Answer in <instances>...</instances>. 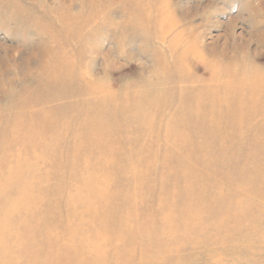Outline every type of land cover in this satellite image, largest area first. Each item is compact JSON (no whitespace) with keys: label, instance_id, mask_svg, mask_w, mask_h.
I'll use <instances>...</instances> for the list:
<instances>
[{"label":"bare ground","instance_id":"6f19581e","mask_svg":"<svg viewBox=\"0 0 264 264\" xmlns=\"http://www.w3.org/2000/svg\"><path fill=\"white\" fill-rule=\"evenodd\" d=\"M93 7L88 15L67 11L59 17L58 34L63 35L65 42L44 51L50 61L42 67L45 77L38 88L41 95L29 96L21 105L22 117H9L6 125L0 127V264H141L148 255L161 250L158 242L176 240L197 230L198 221L208 211L203 191L193 192L190 186L180 190L176 198L165 193L156 196V208H147L136 200L149 189L144 183L147 170L126 176L124 166L130 170L138 165L140 154L148 147L145 135L152 133L156 125L165 141L178 134L177 150L193 151L189 139L179 134L185 126L199 129L200 114L211 123L209 128L215 133L209 134L207 140L225 145L235 128L251 119L257 110L264 113L259 103L260 98L264 100V77L257 72L253 54L247 50L217 57V63L209 65L205 74L211 85L202 94L196 88L188 93L192 94L190 97L180 91L179 109L158 122L154 113L161 111L160 104L140 99L138 107L132 108L131 99H137L136 92H126L120 97L109 91V73L104 80H84L90 70L86 64L83 70L77 68L80 47L70 49L66 43L78 36L82 48L93 49L83 36L91 14L95 17L98 12L99 3ZM160 9L162 16L155 19L159 32L148 31L149 39L162 36L172 25L168 19L170 12L166 13L165 6ZM175 46L174 40L168 41L164 50L157 51L156 61L182 75L186 56L193 53L199 59V51L194 52L187 44L178 56ZM42 54L43 50H34L24 61L32 57L39 62ZM103 60H106L104 72L112 66V60L106 53ZM63 92L92 93L95 98L71 104L64 116L59 115V108L43 113L39 101L48 94ZM115 97L120 99L117 101ZM108 100L117 107L129 108L131 117L138 118L137 123L120 129L117 119L104 117L97 110L109 108ZM184 114H188V121L181 120ZM258 122L264 134V116ZM130 142H135L131 158L116 152ZM166 156L160 157L158 164H165L169 155ZM102 158L126 160L113 186L106 181L113 177L110 170L93 172L89 168V164ZM156 170L160 184L166 189L172 179H167L158 168L152 174ZM248 174L249 171L243 173ZM243 179L241 182L245 184ZM215 188L220 190L219 184ZM222 213L216 216L218 227L235 215ZM90 220L96 225H90ZM135 254L138 259H132Z\"/></svg>","mask_w":264,"mask_h":264},{"label":"rangeland","instance_id":"374dc122","mask_svg":"<svg viewBox=\"0 0 264 264\" xmlns=\"http://www.w3.org/2000/svg\"><path fill=\"white\" fill-rule=\"evenodd\" d=\"M97 3L96 16L91 14L83 30L84 39L93 49L82 48L78 36L66 47H80L77 68L83 70L87 66L91 72L84 80H104L109 73V91L120 97L126 92H136L137 99H131L132 108L138 107L140 99L158 102L161 111L154 113L157 122L179 109L180 91L190 97L189 92L199 88L202 94L211 85L205 77L207 67L216 64L217 57L224 53L242 54L247 50L253 54L257 72L264 77V0H0V127L6 125L9 117H22L21 105L29 96L41 95L38 88L45 77L42 67L50 61L44 51L65 42L63 35L58 34L59 17L67 11L88 15ZM164 6L166 13L171 14L168 19L172 25L162 36L149 39L148 31L159 32L155 19L162 16L160 7ZM170 40L175 41L178 56L187 44L194 52L199 51V59L193 53L186 56L182 75L156 61L157 51L164 50ZM38 49L43 50L41 61L32 57L24 61ZM104 53L112 60V66L103 72ZM130 53L132 56H128ZM64 93L44 96L39 101L42 112L49 114L59 108V115L64 116L71 104L95 98L92 93ZM120 97L115 99L118 101ZM259 103L264 107L263 99ZM106 104L109 108L97 111L103 112L104 117L117 119L120 129L137 123L138 118L131 117L129 108L117 107L110 100ZM257 111L232 131L225 145L207 140L209 134L215 133L209 128L211 123L200 114L199 129L185 126L179 134L189 139L193 151L177 150L178 134L165 141L155 125L153 132L145 135L148 147L140 154L134 169L124 166L123 158L116 161L102 158L89 164L93 172L113 173L112 178L106 179L109 186L114 185L115 177L119 178L123 166L126 176L146 169L148 176L144 183L149 189L136 200L147 208H156L155 197L162 193L176 198L187 186L193 192L203 191L208 211L198 221L199 228L176 240L158 242L161 250L148 255L141 264H264V149L261 148L264 134L258 125L264 113ZM180 118L188 121L189 116L184 114ZM135 135L138 133L134 131ZM133 145L135 142H130L116 152L131 158ZM166 154L169 155L166 163L158 164ZM157 168L172 179L166 189L160 184L158 171L152 174ZM246 171L249 174L244 176ZM243 177L245 184L241 182ZM216 184L220 190L215 188ZM227 212L235 215L218 227L216 216ZM152 216L154 213L150 215L153 219ZM89 224L96 225L92 220ZM132 259H138V254Z\"/></svg>","mask_w":264,"mask_h":264}]
</instances>
